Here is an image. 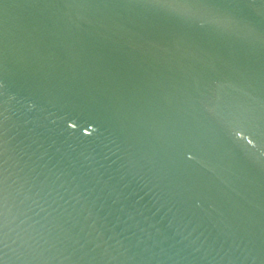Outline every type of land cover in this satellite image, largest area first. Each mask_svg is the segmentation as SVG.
I'll return each mask as SVG.
<instances>
[{
	"label": "water",
	"instance_id": "obj_1",
	"mask_svg": "<svg viewBox=\"0 0 264 264\" xmlns=\"http://www.w3.org/2000/svg\"><path fill=\"white\" fill-rule=\"evenodd\" d=\"M262 151L264 0H0V264H264Z\"/></svg>",
	"mask_w": 264,
	"mask_h": 264
},
{
	"label": "bare ground",
	"instance_id": "obj_2",
	"mask_svg": "<svg viewBox=\"0 0 264 264\" xmlns=\"http://www.w3.org/2000/svg\"><path fill=\"white\" fill-rule=\"evenodd\" d=\"M216 123L219 126L223 127L229 134H232L233 137L237 138L238 140L243 141V142H248L249 144L254 145V140H252L248 137H245L244 134H241V135L238 134L237 130L235 131L233 123H231L230 120L228 122H225L224 120H217L216 119ZM249 137H251V136H249ZM254 146L256 148L257 145H254ZM262 152H264V151H262Z\"/></svg>",
	"mask_w": 264,
	"mask_h": 264
}]
</instances>
